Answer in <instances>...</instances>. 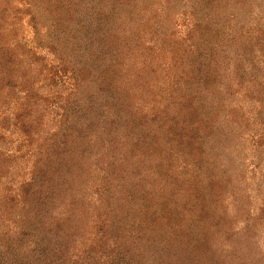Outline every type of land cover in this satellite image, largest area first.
<instances>
[{
	"label": "rangeland",
	"instance_id": "374dc122",
	"mask_svg": "<svg viewBox=\"0 0 264 264\" xmlns=\"http://www.w3.org/2000/svg\"><path fill=\"white\" fill-rule=\"evenodd\" d=\"M187 104L213 125L211 160L173 157L162 172L198 181L213 198L189 199L201 215L189 212L191 225L172 206V224L143 233L149 243L136 235L165 199L150 189L151 174L142 180L128 166L139 160L129 150L173 112L188 127ZM43 170L53 175L48 190L31 201L53 198L26 215L23 185ZM103 176L104 191L95 188ZM35 215L60 223L55 251L69 245L75 264H264V0H0L5 259V238ZM95 223H106L105 244Z\"/></svg>",
	"mask_w": 264,
	"mask_h": 264
},
{
	"label": "trees",
	"instance_id": "16d2710c",
	"mask_svg": "<svg viewBox=\"0 0 264 264\" xmlns=\"http://www.w3.org/2000/svg\"><path fill=\"white\" fill-rule=\"evenodd\" d=\"M184 107L186 109V113L190 114L187 115L188 117H190V119H188L189 121L188 127H185V125H183V120H181V116L178 113L173 112L175 121L170 120V123H168L166 122V120H160L156 124V127L159 129L158 131H156V133H147L148 136L146 134L145 137L143 138V141H138V140L134 141L135 144H133L129 150V154L136 153L135 156L138 155L139 160H136L135 158V160L132 161L128 166L130 167L132 166L133 171L137 175H139L140 176L139 178L142 180L144 179L146 174L152 175V179L149 180L150 189H152L156 195H159L160 199L164 198L165 199L164 203L167 206V207L165 206L164 211L161 212L156 211L155 209L153 210L150 209V212L148 211L149 214L147 215L149 217V219L146 222L148 223L147 228L146 229L142 228L143 229L142 233L139 232L136 235L137 237L142 236L143 239L146 240L148 239L149 243L153 242L150 234L152 233L154 234L152 230H154L156 226L160 227L169 223L172 224V222H169L170 220H168L169 219L168 210H170L171 213L172 206L175 207L173 209H181V211L179 210L178 211L180 213H183V216L187 219V220L184 219L185 221L183 222H187L186 224L191 225L190 223L191 222L193 223V220L195 219L190 217L188 213L191 212V214L194 217H197L198 221L200 220L201 215H197L198 208L196 209L195 203L192 202L190 204L191 200L189 199L190 198L195 199L198 204V203H205L206 201H210L213 198V194L211 191L212 189L209 190L211 193H209L207 196H203L200 193L199 190L201 189L202 186L201 184H198V181H193L188 177L190 180V182H188L185 178L186 176H184L183 182L181 183V181L175 180L173 179V177H171V179H167L165 177V174L162 172V170L169 171L168 169L173 167V164L175 163V159H173V157L182 156L183 158H185L196 155L206 156L208 154L207 149L204 148L205 147L204 143H206L207 138L210 136V134L208 133H211V131L213 130V125L209 124L210 121L208 120L205 121V119L202 120L201 118H199L198 111H196L194 107H192L190 104H187ZM132 113L134 114V111H132ZM140 114L141 115H138V117L144 116L142 112ZM136 117L137 116H135V118ZM166 123L168 124V127L164 128ZM135 124L138 125L137 123ZM198 128L199 130H201V132L204 135L199 133L200 131L198 132ZM146 137L147 139L144 140ZM174 152L175 153L178 152L179 154L177 155ZM129 154L127 151H125L126 156H128ZM206 160L207 162L211 160L209 154ZM145 163H148L150 167H146ZM141 164L144 165L141 166ZM141 168L143 170H141ZM35 175L36 173L34 174V176ZM48 175L50 176L52 174L48 171H44V174L40 175V178L34 180L32 183H26V185L25 184L23 185L22 201L24 206L26 205L24 200L27 199H30L27 202L29 203V206L31 204L33 205L39 204V201H37L36 199H34L36 200L34 202H32L31 199L34 197V195L38 193L39 195L43 194L42 192H44V189L48 190V188H45L47 185L45 178L48 177ZM145 179H147V177ZM183 183L186 186H184ZM166 184L170 190L166 191L165 189ZM48 185L53 186L52 183H49ZM95 188L96 189L101 188V190L103 189L104 191V188L105 189L110 188V183L108 179H105V177L103 176L101 183L95 185ZM58 189L61 190V187ZM52 198H53L52 196H48V197L46 196L42 198L39 206L37 207L35 206V207L37 209H41V206H44L45 210H47L46 207L49 206L50 204L48 202ZM77 198L82 200V197L80 196H78ZM74 199L75 197L72 199V203L75 201ZM74 205L76 206V203H74ZM32 208H33L32 206L25 208L26 215L29 214L31 210H33ZM37 209H34V211L37 214L38 213L39 214L41 213L42 215L45 214L44 211H40ZM31 212L34 215V212L33 211ZM38 216L35 215L33 217L34 222L32 223V225H29L27 229H20L19 232L16 234L14 240L9 239V237L5 238L7 242L6 244L4 242L2 245L5 250V254L7 251L8 253H10V255L8 259L7 258L5 259L2 255L3 252L2 253L0 252V264H70V262L71 264H75V260L73 259H76V256L73 255L72 256L73 259L70 257L68 258V256L65 253V251L68 250L69 245L67 247H63V248L61 247L55 251V247L57 243H53L54 241L51 238L55 239L62 235V231H64V229L61 231L60 223H58L56 220L52 223L45 224L42 221L41 216L40 215ZM113 216L114 215L112 214V217ZM22 217L23 216H21V218ZM95 226H96V234L98 235L99 240L102 242L101 244H105L107 240L105 238L106 237L105 235L107 234V230H108V228L106 227V223H95ZM75 229L77 232L80 231L78 227H76ZM83 229L84 228L82 227L80 233L83 231ZM147 230L152 231L149 234V238L143 235V233H146ZM72 234L73 232L66 231L65 236L71 237ZM25 237L30 238V241H33L32 246L26 245L27 241L24 239ZM166 238L169 239V236H166ZM47 239L50 240L48 241ZM117 239L119 238L115 237V240ZM169 244L170 243L168 242L167 246H169ZM91 245L92 244H90V246ZM169 248H172L171 244ZM118 249L120 250V248ZM189 261L191 260L189 259ZM157 262L158 264H162L159 261ZM188 264H190V262Z\"/></svg>",
	"mask_w": 264,
	"mask_h": 264
}]
</instances>
